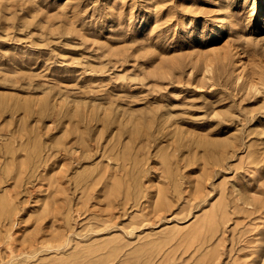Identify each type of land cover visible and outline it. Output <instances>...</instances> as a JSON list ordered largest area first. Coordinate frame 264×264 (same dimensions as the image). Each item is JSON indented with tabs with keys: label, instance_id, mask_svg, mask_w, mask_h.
<instances>
[{
	"label": "rangeland",
	"instance_id": "374dc122",
	"mask_svg": "<svg viewBox=\"0 0 264 264\" xmlns=\"http://www.w3.org/2000/svg\"><path fill=\"white\" fill-rule=\"evenodd\" d=\"M252 1L0 0V264H264Z\"/></svg>",
	"mask_w": 264,
	"mask_h": 264
},
{
	"label": "bare ground",
	"instance_id": "6f19581e",
	"mask_svg": "<svg viewBox=\"0 0 264 264\" xmlns=\"http://www.w3.org/2000/svg\"><path fill=\"white\" fill-rule=\"evenodd\" d=\"M256 6H257V3H255V0H253L252 1V3H251V7H250V12H253L254 11V9L256 8ZM226 15H227V13L226 12H224L223 11V13L222 14H220L219 15V21H221L220 22V24L218 25V27L216 28L217 29V31L215 32V35H214V37L213 38H215V36H219V35H221L222 33H223V31H224V28H225V26H224V21H225V18H226ZM228 48H229V44H227V43H222L220 46H219V50L216 52V56H217V58H219V59H224V58H226L228 55V53H227V51H228ZM236 50H235V53H236V55H234V58L236 59V61L237 62H239V65L241 66V71L240 72H242V75L240 74V77H242L243 75L245 76L244 77V80L242 81V86L241 87H243V88H247V89H250V88H253L254 90H256L257 89V86H256V84H257V82L258 81H262V69H261V66L259 65V63L258 62H253V64H252V66H251V70L248 72L247 70H246V68H245V65H246V63L244 62V60H243V58H242V53H241V51H240V47H236L235 48ZM71 114H74V113H71ZM223 123H224V125L222 126V127H227L228 126V122L227 121H225L224 119H223ZM222 127H220V128H222ZM218 130H221V129H218ZM226 140H229V138L228 139H226ZM72 151H73V149H72ZM75 151V150H74ZM73 151V152H74ZM151 199V198H150ZM160 199V198H159ZM151 200H153V199H151ZM154 201H156V200H154ZM157 202V201H156ZM159 202V204H160V201H158ZM152 204V203H151ZM159 204H156V207H157V205H159ZM152 206V205H151ZM152 208V207H151ZM159 208H161L160 206L158 207V208H156L157 210L159 209ZM155 209V210H156ZM154 210V211H155ZM158 211H160V210H158ZM156 213H157V211H155Z\"/></svg>",
	"mask_w": 264,
	"mask_h": 264
}]
</instances>
